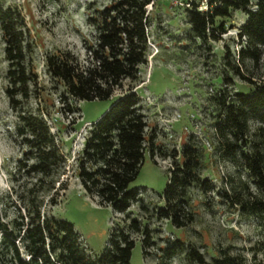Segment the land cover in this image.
<instances>
[{"label": "trees", "instance_id": "16d2710c", "mask_svg": "<svg viewBox=\"0 0 264 264\" xmlns=\"http://www.w3.org/2000/svg\"><path fill=\"white\" fill-rule=\"evenodd\" d=\"M153 1L110 0L109 5L96 9L88 17L93 42L86 45L84 60L68 50L48 53L44 64L49 75L68 96L80 101L108 99L115 90L123 88L125 81L139 83V68L147 62L148 54L146 6ZM187 4L189 33L202 44L220 39L227 30L226 20L234 11L245 14L237 33V58L229 59L228 50L223 56L225 68L245 79L241 64L245 60L258 63L264 48V0H207L204 10L198 8L196 0H188ZM0 31L7 61L5 94L16 116L15 133L25 148V158L18 161L16 169L32 180L29 190L33 193L22 203L23 213L17 209L15 216L5 219L0 212V264H130L135 240L124 228L111 227L104 251L93 257L83 248L72 223L41 212L43 197L33 191H53L65 173L66 159L44 117L26 108L37 75L29 29L17 7L0 6ZM222 80L225 84L231 82L226 75H222ZM251 84L253 88L245 94H230L223 87L214 95V127L220 157L246 171L255 190L240 181L237 187H222L218 196L242 214L264 217V83ZM147 127L136 89L128 86L125 94L115 98L90 124L76 157L79 183L90 197L96 198L97 204L126 213L141 199L139 189L130 184L139 173L146 150L154 163L156 156L169 157L171 166L160 196L162 205L154 209V214L176 228L185 227L194 220L189 189L197 187L204 195L214 189L211 181L200 175L204 150L193 135H188L179 151H164L153 135H147ZM127 220L131 232L143 235L145 254L151 244L149 230L137 218ZM184 249L181 239L167 243L161 249L164 261L160 264H170L171 258ZM185 250L187 259L198 264H264V252L261 259L254 252L248 261L241 253L219 248L207 262L194 245Z\"/></svg>", "mask_w": 264, "mask_h": 264}, {"label": "rangeland", "instance_id": "374dc122", "mask_svg": "<svg viewBox=\"0 0 264 264\" xmlns=\"http://www.w3.org/2000/svg\"><path fill=\"white\" fill-rule=\"evenodd\" d=\"M187 1L154 0L146 6L148 54L147 62L139 68V83L125 81L123 88L115 90L108 99L80 101L68 96L63 86L49 75L44 58L48 53L68 50L83 61L86 45L93 42L88 17L96 9L109 5L110 0H0V6L21 11L33 43L32 64L37 83L26 108L44 117L66 159L65 173L59 177L63 185L57 182L51 192H33L43 197L41 212L72 223L83 248L93 257L104 251L114 226L124 228L135 240L130 264L162 263V247L175 239H181L185 249L194 245L207 262L217 255L219 248L241 253L248 261L254 252L258 259L263 256L264 217L242 214L218 196L222 187H237L240 181L248 183L250 190L255 188L246 171L219 155L214 127L217 106L213 97L223 87L230 94H245L253 88L251 81L264 83V48L258 63L245 60L241 64L245 79L235 75L225 68L223 56L228 50L229 59L237 58L240 47L237 33L245 14L234 11L226 20L227 30L220 39L202 44L189 33L185 17ZM196 1L200 10L206 8L207 0ZM3 47L0 31V212L9 219L16 215L17 209L23 213L22 203L33 193L29 190L32 180L16 169L18 161L25 158V148L15 133L16 116L5 94L7 61ZM222 75L231 82L225 84ZM128 86L136 89L148 123L146 133L154 136L158 147L167 152L179 151L188 135H193L204 150L200 175L207 177L214 189L206 195L197 187L189 189L194 220L185 227L176 228L154 214V209L162 205L160 196L168 181L169 157L156 156V164L146 150L139 173L130 184L139 189L141 199L126 213L97 204L96 198L90 197L79 183L76 157L90 124L115 98L125 94ZM127 217L139 219L141 226L149 230L151 244L145 254L143 235L127 228ZM185 249L177 252L170 264H198L187 259ZM22 256L27 258L25 254Z\"/></svg>", "mask_w": 264, "mask_h": 264}]
</instances>
